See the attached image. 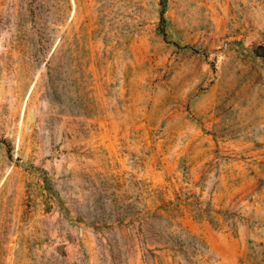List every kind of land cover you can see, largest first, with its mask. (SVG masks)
I'll return each instance as SVG.
<instances>
[{
	"label": "rangeland",
	"instance_id": "rangeland-1",
	"mask_svg": "<svg viewBox=\"0 0 264 264\" xmlns=\"http://www.w3.org/2000/svg\"><path fill=\"white\" fill-rule=\"evenodd\" d=\"M0 264H264V0H0Z\"/></svg>",
	"mask_w": 264,
	"mask_h": 264
}]
</instances>
